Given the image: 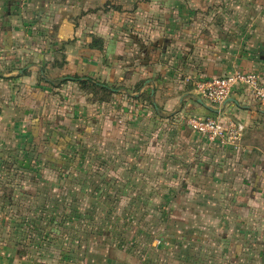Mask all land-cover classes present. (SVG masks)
I'll return each instance as SVG.
<instances>
[{"label":"crops","instance_id":"crops-1","mask_svg":"<svg viewBox=\"0 0 264 264\" xmlns=\"http://www.w3.org/2000/svg\"><path fill=\"white\" fill-rule=\"evenodd\" d=\"M151 1L0 0V154L36 146L61 157L89 145L96 159L124 157L130 147L147 158L154 141L150 153L191 182L185 186L194 195L183 206L207 212L218 205L219 226L233 223L218 239L224 246L196 249L178 229L160 243L141 231L117 243L96 233L89 242L86 229L74 247L45 248L41 256L17 246L9 264H244L248 253L246 264H264V100L236 88L212 104L194 92L197 79L235 71L255 72L264 85L263 12L253 9L248 26L240 15L232 27L217 12L221 21L205 23L202 9H145ZM78 79L112 93L99 99ZM193 116L245 124L239 148L207 143L190 127ZM143 161L146 168L123 172L145 174ZM133 187L142 189L139 181Z\"/></svg>","mask_w":264,"mask_h":264},{"label":"rangeland","instance_id":"rangeland-1","mask_svg":"<svg viewBox=\"0 0 264 264\" xmlns=\"http://www.w3.org/2000/svg\"><path fill=\"white\" fill-rule=\"evenodd\" d=\"M149 6L151 9L154 6L158 9L200 8L199 16L205 23L221 21L213 14L217 12L216 15L232 27L240 15L244 20L239 22L248 26V15L253 9L262 11L263 15H258L264 17V0H153L145 3V9H150ZM214 6L217 7L210 8ZM206 9L212 13L203 14ZM203 138L207 143H218ZM153 146L154 141L147 147V158L140 157L143 155V149L138 150L140 147H130L126 150L131 153L124 157L118 153L96 159L89 145L73 147L61 157L55 149L45 155V151H39L36 146L24 149L27 151L0 154V264L10 263L17 246L34 248L39 256L42 255L39 250L45 248L57 250L60 245L72 248L78 241V232L86 229L91 231L87 233L89 238L99 233L98 236L108 235L116 243L126 235L132 239L140 231L146 232L147 237H158L160 243L161 235L178 229L183 239L194 242L196 249L208 245L223 247L218 239L224 241L222 233L229 226L233 227V223L227 222V228L219 226L221 207L218 205H212L210 210L204 207L207 212H203L201 205L195 212L192 207L183 206L189 196L194 195L185 186L191 182L186 181V175L171 161L167 160L165 165L163 159L162 165L159 157L150 153ZM147 159L145 174L123 172L140 165L142 168V161ZM138 181L142 189H133ZM138 197L142 200L140 205L133 202ZM174 198L175 205L164 204ZM169 209H173L174 214L167 218ZM190 231L194 234L188 238ZM89 238L83 240L93 239ZM98 240L103 241V238L98 237ZM207 256L202 255L200 261ZM242 261L244 264L251 261L250 254Z\"/></svg>","mask_w":264,"mask_h":264},{"label":"built area","instance_id":"built-area-1","mask_svg":"<svg viewBox=\"0 0 264 264\" xmlns=\"http://www.w3.org/2000/svg\"><path fill=\"white\" fill-rule=\"evenodd\" d=\"M236 88L244 89L257 100H264V85L259 82L255 72L235 71L224 77H201L194 82L195 95L212 104H222ZM189 125L210 141L232 145L234 148H239L246 129L243 123H223L214 116H193L189 119Z\"/></svg>","mask_w":264,"mask_h":264},{"label":"trees","instance_id":"trees-1","mask_svg":"<svg viewBox=\"0 0 264 264\" xmlns=\"http://www.w3.org/2000/svg\"><path fill=\"white\" fill-rule=\"evenodd\" d=\"M216 7L217 6L210 7V8L215 9ZM78 80H79V83L82 85V87L86 91H88L89 93H92L94 96L98 95L99 99H107L112 93V90L107 85L102 86L94 82L92 79H88V80L78 79Z\"/></svg>","mask_w":264,"mask_h":264}]
</instances>
